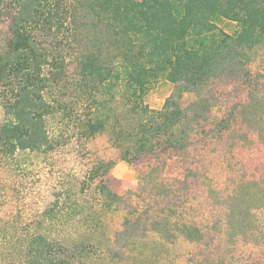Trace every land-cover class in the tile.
I'll return each instance as SVG.
<instances>
[{
    "label": "trees",
    "instance_id": "obj_1",
    "mask_svg": "<svg viewBox=\"0 0 264 264\" xmlns=\"http://www.w3.org/2000/svg\"><path fill=\"white\" fill-rule=\"evenodd\" d=\"M0 25V264H85L90 251L83 243L68 248L28 231L19 235L8 218L19 216L18 204L30 196L29 172L20 170L25 156L50 154L58 144L49 118L84 106L89 115L78 118L80 134L93 139L109 121L94 109L118 90L137 115L117 131L123 160L156 167L163 179L158 190L177 193L162 225L168 229L177 216L179 229L197 244L198 264H224L217 257L227 244V257L240 255L226 264H264V71L253 56L264 43V0H0ZM160 79L172 90L160 110H151L144 97ZM68 84L76 88L77 110L75 103L47 99ZM190 94L195 99L185 106ZM214 159L230 175L209 190ZM5 161L17 171L6 170ZM89 178L112 200L124 191L105 162ZM206 198L228 224L246 223L248 233L228 225L222 231L212 205L202 206ZM3 206L12 208L7 217ZM156 216L146 211V218ZM242 244L251 249L240 251Z\"/></svg>",
    "mask_w": 264,
    "mask_h": 264
},
{
    "label": "rangeland",
    "instance_id": "obj_2",
    "mask_svg": "<svg viewBox=\"0 0 264 264\" xmlns=\"http://www.w3.org/2000/svg\"><path fill=\"white\" fill-rule=\"evenodd\" d=\"M221 25L227 30L231 29L226 21ZM4 42L5 35L0 25V47ZM253 56L256 58V66L264 71V43L253 51ZM70 60L75 59L73 57ZM68 85L69 87L62 85L50 91L47 99L52 101L57 97L65 103H75L77 110L76 88ZM171 90L172 85L165 79H160L145 95V105L151 110H160ZM105 96L107 102L104 106H97L94 115L107 116L109 121L106 129L93 139L88 140L80 134L79 120L89 115L84 106L81 108L83 112H75L72 116L57 114L56 117L49 118V135L54 141H58V144L50 154L34 153L25 156L26 164L20 167V170L25 172L26 169L29 172L25 184L30 189V196L25 203L18 204L20 217L15 216L14 212L13 217L8 219L16 221L19 235L28 231L59 241L68 248L83 243L90 251L89 256L83 259L85 264H198L194 262L198 251L197 244L179 229L177 216L172 217L175 222L168 225V229L165 228L167 225H162L164 211L174 205L177 193L174 191L173 195H168L158 190L157 185L161 184L163 179L156 167L135 168L123 160L124 148H119L118 142L115 141L117 131L121 126L124 129L129 128L130 122L125 119L137 118L136 113L130 114L128 104L124 106L126 93L118 90L114 92V97ZM194 99V94L187 95L183 103L187 106ZM262 118L264 120V116ZM2 119L0 104V124ZM117 120L120 121L119 124ZM251 124L253 123L248 124L247 130ZM21 156L24 155L20 154L19 157ZM217 160L213 161L214 173L207 183L209 190L211 184L212 187L213 183L222 185L224 182L220 180L230 175L227 170L220 168L219 159ZM101 161L107 163L111 174L122 181L124 191L117 201L99 192L97 184L89 178L92 168L101 164ZM120 165L124 167L121 174L116 175L115 170ZM3 166L6 170L17 171L12 161H5ZM15 173L20 175L19 172ZM237 177L236 174L231 179H238ZM215 202L212 205L210 199L206 198L202 206L211 208L212 205L214 217L222 231L228 225L227 229L230 231L238 229L248 233L247 225L243 221L236 220L234 225L228 224L231 220L228 215L219 213L222 211L221 207L214 206ZM228 203L231 204V201ZM217 205L223 204L220 201ZM47 209H53L54 216L42 217ZM151 210H155L158 216L146 218V211ZM11 213L12 208L3 206L4 217ZM4 217L2 218L5 219ZM127 218H132L130 223L126 222ZM261 225L264 226V223ZM9 229L16 234L12 227ZM260 229L261 227L257 230ZM225 247L217 259L222 258L224 264L229 260H237L240 254L234 252L227 257L232 249H228V244ZM249 247L251 246L247 245L245 248L242 244L239 250L251 249ZM262 247L264 246L260 245V248ZM0 251L4 249L0 248Z\"/></svg>",
    "mask_w": 264,
    "mask_h": 264
},
{
    "label": "clouds",
    "instance_id": "obj_3",
    "mask_svg": "<svg viewBox=\"0 0 264 264\" xmlns=\"http://www.w3.org/2000/svg\"><path fill=\"white\" fill-rule=\"evenodd\" d=\"M123 165H120L116 170H115V174L116 175H120L121 174V169L123 168Z\"/></svg>",
    "mask_w": 264,
    "mask_h": 264
}]
</instances>
